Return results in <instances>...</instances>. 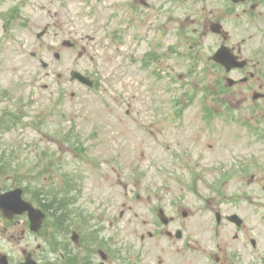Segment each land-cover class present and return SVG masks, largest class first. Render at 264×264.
Returning a JSON list of instances; mask_svg holds the SVG:
<instances>
[{"label": "rangeland", "instance_id": "1", "mask_svg": "<svg viewBox=\"0 0 264 264\" xmlns=\"http://www.w3.org/2000/svg\"><path fill=\"white\" fill-rule=\"evenodd\" d=\"M147 1L148 7L139 0L4 3L6 15L17 6L21 13L7 27L0 16V89L14 94L0 97V111H22L26 124L7 133L5 142L21 144L17 157L28 167L25 174L37 169L44 186L74 184L72 217H61L72 224L66 238L75 230L115 240L117 246L140 250L142 260H164L159 264L182 259L183 253L191 264H214L209 254L219 241L241 244L253 236L264 244V198L259 196L264 110L252 115L243 105L229 110L218 100L213 85L222 72L205 64L212 50L188 54L180 33L166 30L183 23L191 36L198 17L167 0ZM132 2V12L122 11ZM201 10L205 16L209 8ZM49 24L50 32L38 39L37 32ZM64 38L79 46L63 47ZM197 40L202 46L214 42L209 34ZM79 50L85 52L81 57ZM154 51L162 59L145 65ZM72 69L98 83L89 87L72 80ZM22 97L28 107L15 101ZM235 98L233 93L234 104ZM231 111L238 116L229 118ZM184 152L181 161L178 155ZM44 164L51 166L46 170ZM224 175L230 179L223 180ZM218 205L223 214L238 212L244 218L236 242L231 241L238 228L217 225ZM159 207L175 221L163 225ZM175 228L188 234L190 249L176 238Z\"/></svg>", "mask_w": 264, "mask_h": 264}, {"label": "flooded vegetation", "instance_id": "2", "mask_svg": "<svg viewBox=\"0 0 264 264\" xmlns=\"http://www.w3.org/2000/svg\"><path fill=\"white\" fill-rule=\"evenodd\" d=\"M168 2L171 5L188 7L202 18L204 15L200 10L201 6L204 7V11L207 7H212L205 15L204 33L209 34L211 24L216 23V31L212 32L216 37L215 49L218 50L224 45L235 54L234 62L237 65L229 73L235 79L236 86L246 90V101L252 97L255 106L258 104L262 106L264 104V0H168ZM3 92L7 91L3 90ZM6 111L3 108L0 112L3 114ZM7 131L0 125V149L1 141ZM29 203L35 208L33 210L35 219H38V215L42 212L45 214L40 224L32 223ZM49 208L44 201V192L30 191L26 184H17L12 168L5 159L0 158V264H111L114 262V251L106 252V258L102 256L104 259L96 260L98 254L100 255V248L95 245L97 241L57 238V224L47 221ZM219 214V225L241 228L236 223L226 220L227 213L223 214L219 211ZM217 234L224 238V234L219 229ZM238 237L236 231L231 242H236ZM252 239L247 238L248 242L241 244H228L225 239L224 243L218 242L213 255L215 264H264V246L261 247V253L256 251L259 256L248 255L251 252L249 244L255 248L259 246L258 241L253 242ZM116 262L145 264L138 255L127 254L124 250ZM173 264H191V261L185 256L182 262Z\"/></svg>", "mask_w": 264, "mask_h": 264}, {"label": "water", "instance_id": "3", "mask_svg": "<svg viewBox=\"0 0 264 264\" xmlns=\"http://www.w3.org/2000/svg\"><path fill=\"white\" fill-rule=\"evenodd\" d=\"M71 74H72V78H78V79H80V80H82L84 82H87L89 84H92V81L87 76H85L82 73H80L79 71H75L74 70V71L71 72ZM162 217H163V219H164L165 222L168 221L167 218H165L164 215H162Z\"/></svg>", "mask_w": 264, "mask_h": 264}]
</instances>
